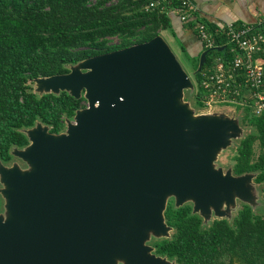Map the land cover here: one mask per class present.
Returning <instances> with one entry per match:
<instances>
[{
	"label": "water",
	"instance_id": "95a60500",
	"mask_svg": "<svg viewBox=\"0 0 264 264\" xmlns=\"http://www.w3.org/2000/svg\"><path fill=\"white\" fill-rule=\"evenodd\" d=\"M33 82L39 94L83 95L86 106L61 133L39 122L25 130L29 144L12 153L26 169L0 161V264H176L146 243L170 236L169 196L177 206L191 199L204 223L224 202L255 201L253 173L213 166L238 120L195 113L184 100L190 77L162 35Z\"/></svg>",
	"mask_w": 264,
	"mask_h": 264
},
{
	"label": "trees",
	"instance_id": "16d2710c",
	"mask_svg": "<svg viewBox=\"0 0 264 264\" xmlns=\"http://www.w3.org/2000/svg\"><path fill=\"white\" fill-rule=\"evenodd\" d=\"M148 2L0 0V161L3 164L8 165L14 159L13 149H23L29 144L26 129L39 122L50 133H61L76 110L86 106L83 95L75 98L65 90L34 92L30 85L34 79L67 73L71 66L86 58L146 42L165 30L177 36L170 13L159 9L146 11L144 5ZM182 23L191 29L194 21ZM206 24L211 31L215 28L211 23ZM215 39L220 43L223 35ZM181 49L187 52L182 42ZM204 50H208L206 60L198 70ZM201 52L189 59L196 86L192 106L199 110L202 71L216 57L226 60L231 56L227 46L222 50L202 47ZM184 100L188 101L186 95ZM238 109L242 112L240 125L247 132L236 141L229 168L235 176L253 173V181L261 186L264 199V111L255 115L250 107ZM3 210L4 198L0 193V213ZM163 215L172 233L150 241L157 256L176 264H264V211L254 212L244 203L231 221L213 218L204 223L203 217L193 211L192 202L177 206L171 198Z\"/></svg>",
	"mask_w": 264,
	"mask_h": 264
},
{
	"label": "built area",
	"instance_id": "2783aa9c",
	"mask_svg": "<svg viewBox=\"0 0 264 264\" xmlns=\"http://www.w3.org/2000/svg\"><path fill=\"white\" fill-rule=\"evenodd\" d=\"M144 9L176 13L181 22L194 21L191 28L202 47H228L229 59L218 56L201 73L200 113L213 112L221 103L235 109L250 107L255 115L264 111V22H228L211 31L199 16L196 0H149ZM220 35L223 39L216 43Z\"/></svg>",
	"mask_w": 264,
	"mask_h": 264
},
{
	"label": "rangeland",
	"instance_id": "374dc122",
	"mask_svg": "<svg viewBox=\"0 0 264 264\" xmlns=\"http://www.w3.org/2000/svg\"><path fill=\"white\" fill-rule=\"evenodd\" d=\"M162 36H163L164 40L166 41V43L168 44V46L170 47V49L172 50V52L174 53V55L176 56L180 65L182 66V68L188 73V75L190 77V80L192 82V88L186 89L188 91L184 92V96L186 95L188 97V102L190 104V107H192L194 109L195 113H198L200 110L195 109L192 106V103H194V97L193 96H194V93L196 92V86H195V82L193 80L194 79L193 67H192V64L190 63V60H189L190 58L193 59L195 56H192L188 51L184 52L181 49V41L182 40L178 36H174L173 34H171L170 31L165 30L162 33ZM114 40H116V39H114ZM30 85L33 88L34 92H37V93L41 92L38 90V84L37 83L33 82ZM181 102H183V101L181 100ZM213 110H214L213 112H217L220 116L231 117L234 120L237 119L238 123L240 125L239 118H240L242 112L240 109H235L232 104H222L221 103V104L216 105ZM71 122H73V120H71ZM239 127H240V130L236 134V136L234 138L230 139V141L226 147L218 149L215 153V156H214L213 166L216 169L221 168L224 173L231 166V164L233 162L232 156L235 154L236 141L239 138H241L247 132V130L245 128H243L241 125ZM14 164L17 165L21 169H26L28 167L26 162L17 156H14V159L7 166L14 165ZM250 182H251V179H250ZM253 183H254V181H253ZM251 184H250V186L252 188L251 193L254 195L255 201L246 200V199L236 197L230 203L224 202L221 206V211H222L223 215L220 218H225V219H228L231 221L232 218L237 213V211L240 209L241 205L244 203L249 204L254 212L260 213V212L264 211V199L262 198L261 186L256 184V183L253 186ZM171 198L174 199V197L171 195L167 198V200L171 199ZM188 200H189L188 202H192L191 199H188ZM210 215H211L210 220L213 218H219V216L213 210L211 211ZM210 220H208L207 222H209ZM171 233H172V230H168V235H170ZM161 237H162L161 235H154V234L150 233L146 243L149 246H151L150 241L152 239L161 238Z\"/></svg>",
	"mask_w": 264,
	"mask_h": 264
},
{
	"label": "crops",
	"instance_id": "0c3cea01",
	"mask_svg": "<svg viewBox=\"0 0 264 264\" xmlns=\"http://www.w3.org/2000/svg\"><path fill=\"white\" fill-rule=\"evenodd\" d=\"M205 22L221 26L228 22L259 23L264 22V0H196ZM172 26L182 40L187 51L196 55L202 50V43L192 28H187L176 13L170 12Z\"/></svg>",
	"mask_w": 264,
	"mask_h": 264
}]
</instances>
